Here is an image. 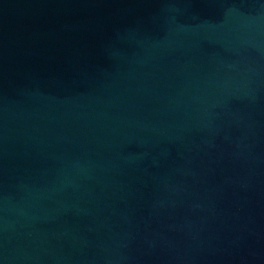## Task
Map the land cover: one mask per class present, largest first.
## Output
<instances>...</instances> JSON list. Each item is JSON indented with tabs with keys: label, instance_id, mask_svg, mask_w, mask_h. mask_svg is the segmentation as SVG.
<instances>
[{
	"label": "water",
	"instance_id": "1",
	"mask_svg": "<svg viewBox=\"0 0 264 264\" xmlns=\"http://www.w3.org/2000/svg\"><path fill=\"white\" fill-rule=\"evenodd\" d=\"M0 264H264V0H0Z\"/></svg>",
	"mask_w": 264,
	"mask_h": 264
}]
</instances>
